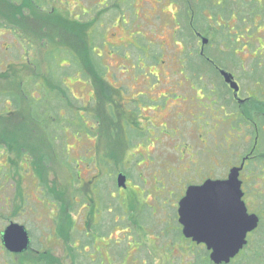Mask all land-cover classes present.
<instances>
[{"label":"rangeland","instance_id":"rangeland-1","mask_svg":"<svg viewBox=\"0 0 264 264\" xmlns=\"http://www.w3.org/2000/svg\"><path fill=\"white\" fill-rule=\"evenodd\" d=\"M10 1L0 2V14L2 8L31 3L18 0L20 5L15 1L11 5ZM195 1L35 0L40 6L46 2L52 16L61 18V47L66 52L61 55L65 76L61 141L54 149L49 147L43 129L19 115L2 120L4 151L9 152L11 138L18 149L10 171L3 167L8 165L6 157L0 159V170H7L0 171L6 189L1 194L10 200V209L3 203L10 214L0 212V230L8 214L34 235L45 230L42 191L34 193L32 185L27 189L22 179L23 169L31 165L41 170L43 180L47 168L54 171V178L61 174V264H204V247L185 238L178 221L184 184L227 177L252 141L250 136L244 140L245 126L236 113L253 120L264 113V105L237 108L230 103L228 89L204 64L198 66L202 69L198 78L187 70L201 43H174L173 19L177 9L188 4L193 8ZM211 2L215 8L221 6L219 0ZM224 3L235 6L245 1ZM254 3L260 6V0ZM203 15L218 26V19ZM0 25L10 29L11 24ZM217 44L209 43L208 50L238 78L243 97L264 89V67H257L264 65V55L256 52L258 43H220V48ZM228 54L232 57L226 58ZM39 66L43 71L45 64ZM254 79L259 80L256 86ZM259 94L264 96V90ZM29 99L21 103L30 104ZM59 146L61 171L56 159ZM259 169L261 173L244 174V179L249 207L262 220L264 204L255 194L264 192V165ZM119 171L128 177V188L120 193ZM96 178H100L97 194ZM76 193L80 202L75 201ZM106 230L112 232L103 238ZM76 237L84 243L78 249L73 246ZM109 241L108 256L103 244ZM33 260L36 263L31 254L12 260L0 250V264H35ZM234 260L230 264H264V247L258 257L249 245Z\"/></svg>","mask_w":264,"mask_h":264},{"label":"flooded vegetation","instance_id":"flooded-vegetation-1","mask_svg":"<svg viewBox=\"0 0 264 264\" xmlns=\"http://www.w3.org/2000/svg\"><path fill=\"white\" fill-rule=\"evenodd\" d=\"M12 1L20 5L18 0H11V5ZM30 1L29 7L22 6L17 8L14 4L12 8L10 7L11 9L2 8L0 14V22H9L11 24L10 29H7L6 25H2V27L0 25V125L2 120L19 115L20 118H25V121L29 122V124L42 128L45 134L44 136L50 144L49 147L51 146L54 149L55 143H60L61 141V96L63 93L65 94L62 87L65 76L61 74V65H63L61 64V55H66V52L61 47V43H63L61 40V24H58L61 18L52 16L53 11L50 10L46 2L40 6L38 5L39 3H35V0ZM233 1L235 2L236 0ZM244 1L245 3L241 5L236 4L235 6H231L229 4L225 6L227 4L224 3V0H219V5L221 6L218 8H192L191 4H188L179 11L177 9V12L174 14L175 18L173 19L172 31L174 43H201L198 49V56H202L209 63L214 64L219 74L221 69H225L233 74V80L239 85V91L237 93L231 89L230 84L225 82L221 74L220 80L224 84V87L228 89V93L232 95L230 103L237 108L248 104L254 106L257 103L258 105H264V96L259 94L264 89L262 87L258 90L254 89L247 92V97H243L242 85L235 74L223 66L216 65L212 57L206 56V51L209 52V43H226L227 46L229 43H258L259 49L256 52L261 51L260 54L264 55V0H260V6L255 5V0ZM222 3H224V6H222ZM23 10H25V14L21 15ZM203 13L212 18V21L218 19V26L216 27L214 24H210ZM46 22L50 24L48 25ZM9 37L11 40H9ZM204 39H206V42H203ZM4 43L9 44L6 47L3 46ZM37 43H40V45ZM50 43L60 44L55 45ZM202 43L208 44L203 45ZM2 49H4V54L1 52ZM190 52L193 53L192 51ZM193 60L192 55V59L187 64V70H189L192 76L194 72L190 68ZM40 63L45 64L43 71H40ZM207 66L209 65L207 64ZM257 67L263 68L264 65L258 63ZM252 75L254 74L252 73ZM258 82V79H254V86L258 85ZM44 93L49 94L50 97H43ZM23 99H29L31 103L22 104ZM236 115L238 116V120L243 122L245 126L243 128L246 133L244 140L249 136L250 138L252 137V140L254 135L255 139L251 151L247 153L246 150L241 153L239 155V163L232 167L240 166L244 163L243 170L240 173L244 192L243 200L245 201L248 212L250 214L255 213L259 216L260 226L261 217L259 213L253 212L249 207L244 174L257 175L259 173L257 172L258 169L251 168L249 165L250 160L252 161L253 159V164L258 166V163L255 161L257 157L255 152L259 151L258 144L262 133L258 128L256 120L260 117L264 118V113H261V116L253 120L247 119L246 115L241 113H236ZM261 129L264 130V125L261 126ZM11 140L13 144L9 148V152H7L4 151L6 147L2 145L4 143V137H0V159L6 157L8 165L4 164L3 167H7L8 171L12 169L14 156L17 154L18 149L16 142L12 138ZM56 159L58 171H61V146H59L56 153ZM262 165L259 164V166ZM26 170L28 172L27 174H25ZM26 170L25 168L23 169L22 179L25 180L27 189H30L32 185L34 187V193L38 194L39 190H41L43 194V199H40V203L43 206L44 215L46 216L45 230L43 233L35 235L28 231L30 244L29 248L23 253H12L6 249L2 238L3 232L14 221L9 215L10 200L6 195L1 194L3 190H6L5 185L0 183V212L3 210L9 212L7 224L4 229L0 230V250L4 254L8 253V255L12 256V260L15 256L31 254L36 259V263L33 260L35 264H61V174L58 172L55 181L54 171L47 168L45 170L46 179L43 180L40 169L34 170L31 165H28ZM2 172H7V170ZM119 173L123 172L119 171L117 176ZM9 179L10 177L7 176V180ZM99 179L96 178L94 181L96 182L94 186L95 194L99 191ZM206 179L208 177L202 182L188 180V183L184 184V191L181 198L185 195L186 189L190 185L201 184ZM127 188L128 184L126 183V188L118 187L117 191L120 193ZM253 191L255 190L253 189ZM263 194L264 192L258 191L255 196ZM78 197L76 193V202H80ZM90 201L95 202V199L92 197ZM3 203H8V210L4 209ZM257 228L248 234V242ZM26 229L28 230V228ZM111 232L109 230L102 232L103 238H106ZM81 240L80 237L75 238L74 248L78 249L84 244ZM92 240L96 243L98 237ZM110 241L103 244V250L107 251L108 256L110 254ZM54 255H57V259H53ZM76 255L78 259L81 257L79 254ZM77 264L81 263L77 262Z\"/></svg>","mask_w":264,"mask_h":264},{"label":"water","instance_id":"water-1","mask_svg":"<svg viewBox=\"0 0 264 264\" xmlns=\"http://www.w3.org/2000/svg\"><path fill=\"white\" fill-rule=\"evenodd\" d=\"M220 74L237 93L239 85L233 80V74L225 69ZM243 167L244 163L230 168L226 178H208L201 184L190 185L178 203L182 234L198 245L203 244L214 264H229L247 245L248 234L259 226V216L250 214L243 200L240 179ZM126 182L127 176L119 173L118 187L126 188ZM2 238L12 253H23L29 248L28 230L18 222H11Z\"/></svg>","mask_w":264,"mask_h":264},{"label":"trees","instance_id":"trees-1","mask_svg":"<svg viewBox=\"0 0 264 264\" xmlns=\"http://www.w3.org/2000/svg\"><path fill=\"white\" fill-rule=\"evenodd\" d=\"M1 1H5V0H0ZM11 2V1H10ZM214 7V4L213 2H211V0H198V1H195V6L194 8H204V7ZM195 38V37H194ZM218 47L220 48V43L217 44ZM222 53H225V51H222ZM231 53V52H230ZM206 56L207 57H212L216 63V65H220V66H224L222 60L219 58H216L215 56L211 55L210 52L206 51ZM229 57H226V58H231L232 56L228 54ZM194 60L193 62H191V70L197 75L195 76L196 78L200 77V72L202 71V69H200L198 66H201L202 68V65L204 64V67L207 66V64L209 66H207L208 70H210L211 72H213L219 79H220V74L218 72V70L216 69L215 65L214 64H211L209 63L205 58H203L202 56H198V58L196 59L195 57H193ZM225 58V57H223ZM201 63V64H199ZM257 124H258V128L261 130V137H260V141H259V144H258V147H259V151L258 152H255V154L257 155V157L255 158V161L256 163H258V167L255 166L256 164H253V159L252 161L250 160V165L249 167L251 168H257L258 171L260 170L259 169V164H263L264 163V130L261 129V126L264 125V118L263 117H260L259 119L256 120ZM254 139H255V135L252 139V141L250 142V146L247 148V153L248 151H251V147L254 145ZM251 156V154H250ZM261 173V172H259ZM258 173V174H259ZM264 174V172L262 173ZM260 196V201L262 204H264V194L263 195H259ZM261 215H264V205L262 207V210H261ZM264 217H262V220H261V223H260V226L257 228V230L253 233V236L250 237L249 239V242H248V245H253V249L255 251V254L259 257L261 254H263V247H264V233H263V229L262 227H264ZM261 232V233H260ZM255 236V237H254ZM254 237V240L253 242L255 241V243L252 242V239ZM247 246L245 247V249L239 254L241 256L242 253H246V250H247ZM204 249H205V252H206V259L203 261L204 264H214L210 258H209V251L207 250V248L203 245ZM239 255L237 257H239ZM237 257L235 259H237ZM235 261V260H232V262ZM239 264V263H237Z\"/></svg>","mask_w":264,"mask_h":264}]
</instances>
